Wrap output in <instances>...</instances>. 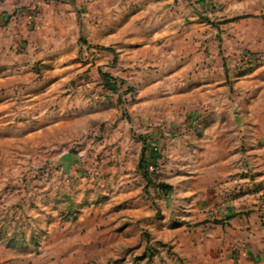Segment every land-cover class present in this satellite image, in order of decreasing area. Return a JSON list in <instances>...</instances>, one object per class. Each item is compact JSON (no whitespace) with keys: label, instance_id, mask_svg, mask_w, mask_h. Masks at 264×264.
I'll return each mask as SVG.
<instances>
[{"label":"rangeland","instance_id":"374dc122","mask_svg":"<svg viewBox=\"0 0 264 264\" xmlns=\"http://www.w3.org/2000/svg\"><path fill=\"white\" fill-rule=\"evenodd\" d=\"M23 1L6 17L0 11V264H188L193 247L175 251L131 222L120 236L102 215L118 187L167 190V167L179 162L167 149L188 151L180 159L190 168L202 139H244L241 128L211 123L217 106L226 114L227 93L238 98L230 73L246 77L264 67V48L245 46L241 24L228 29L252 15H228L226 0H43L46 12L42 1ZM150 4L149 58L120 65V51L129 49L103 44L102 18L116 11L130 35L125 30L138 27ZM56 14L75 22V46L67 43L62 59L52 40ZM10 23L16 30L8 31ZM106 53L111 59L102 64ZM112 102L118 119L94 123L81 113ZM119 120L127 126L112 139ZM234 162L249 167L243 150ZM246 184L240 191L253 189L264 230V187ZM236 250L248 264H264V238Z\"/></svg>","mask_w":264,"mask_h":264},{"label":"crops","instance_id":"0c3cea01","mask_svg":"<svg viewBox=\"0 0 264 264\" xmlns=\"http://www.w3.org/2000/svg\"><path fill=\"white\" fill-rule=\"evenodd\" d=\"M39 1H42L40 6L43 10L48 11L47 3L43 0ZM149 1L153 0H147ZM23 2V0H3V3H0L2 16L10 15ZM226 7L228 15L232 17L252 15L248 20L245 18L237 20L238 24L229 23L228 29L231 26L234 29L241 24L243 40L250 42V39L255 38L253 43L243 41L245 46L254 49L264 48V0H226ZM18 16L17 12L15 17ZM63 16L56 14L57 20L53 26L56 35L52 40L56 41V46L60 50L58 57L62 56V50L67 43L73 48L75 46V22L72 19L65 20ZM110 16H114L112 22H109ZM136 18L139 19L138 27L125 30L131 31L130 35L122 34L123 19L116 11L114 15L106 13L102 18V32L105 33L102 36L103 44H113L116 47L125 44L124 46L129 49L128 53L127 50L125 53L120 51L123 53L120 56V65L123 62L134 63L140 59L137 58L139 55L145 57L141 60L144 63L149 58L152 47L146 39L152 35L153 25L156 22L153 6L148 5L144 13ZM252 24H257L258 35L255 28L251 29ZM8 26V31L16 30L15 24L10 23ZM48 28V25H44L42 30ZM227 41L228 45L233 47V43L229 39ZM110 59V54H104L102 64L108 63ZM115 71L117 72L118 68ZM60 76L61 78L64 76V80L69 78L68 73ZM230 80L237 89L238 98L236 100L234 95L227 93L226 114L219 110L217 104L211 127L232 128V133H235L234 128H241L244 139L218 137L202 139V147L198 150L201 156L196 158L197 161L189 159L187 163L192 165L190 168L182 167L180 159L185 153H189L188 151L184 152L185 149L180 150L177 147L170 148L171 151L167 149L168 157L179 161L178 166L175 163L178 168L172 170L167 167L166 175L163 177L169 186L167 190L150 187L144 190L141 185L121 186L116 191L114 203L112 201L106 206L110 211L105 208L106 214H103L102 218L104 216L109 218L111 223L109 224L113 225L115 234L122 233L124 223H137L141 227H146L151 240L170 243L175 251L181 252L188 246L193 247V253L187 258L188 264H248L244 255L236 248L242 244L248 247L252 240L261 241L264 238V230L259 228L253 189L248 192L240 190L251 180L264 187V67L239 78L232 71ZM220 82L218 86L224 89V84ZM198 91L201 93L202 89ZM66 100H68L67 96L63 95L59 103L66 107ZM135 106L130 109L134 118L137 113ZM236 110L240 114L235 117ZM67 111L61 109L63 113ZM81 113L86 115L88 121L94 123L118 119V116L120 118L113 102L109 107L88 106ZM135 121L137 122V119ZM124 126L127 124L119 120L112 139H122L119 133ZM157 139L166 138H161L159 135ZM239 149L243 150L247 158L249 165L247 168L237 165L238 159L237 163L234 162ZM207 154L212 155L210 161H205L208 158ZM104 193L107 194L108 191L105 190ZM149 194H153L155 199L152 200ZM192 240L195 243H192Z\"/></svg>","mask_w":264,"mask_h":264}]
</instances>
